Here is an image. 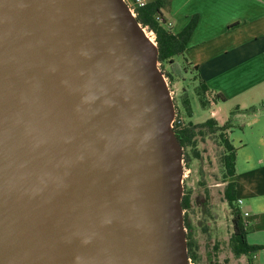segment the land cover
Segmentation results:
<instances>
[{"label": "water", "instance_id": "water-1", "mask_svg": "<svg viewBox=\"0 0 264 264\" xmlns=\"http://www.w3.org/2000/svg\"><path fill=\"white\" fill-rule=\"evenodd\" d=\"M156 56L123 0H0V264H188Z\"/></svg>", "mask_w": 264, "mask_h": 264}, {"label": "crops", "instance_id": "crops-1", "mask_svg": "<svg viewBox=\"0 0 264 264\" xmlns=\"http://www.w3.org/2000/svg\"><path fill=\"white\" fill-rule=\"evenodd\" d=\"M193 14L197 21L183 56L197 67L210 96L219 92L220 102L234 105L226 129L235 149L234 196L247 213L246 242L261 246L250 263L264 264V106L241 111L264 100V0H169L163 16L176 33ZM214 105L210 100L208 117L221 124L228 116L218 119Z\"/></svg>", "mask_w": 264, "mask_h": 264}, {"label": "trees", "instance_id": "trees-1", "mask_svg": "<svg viewBox=\"0 0 264 264\" xmlns=\"http://www.w3.org/2000/svg\"><path fill=\"white\" fill-rule=\"evenodd\" d=\"M168 4L169 0H147L143 5L136 6L133 9L135 20L141 27L153 34L154 44L157 49L156 61L159 65V70L167 79H171L173 77L179 78L184 73L190 75V78H188L191 83V89L196 95L201 107L208 106L210 100L214 103L217 101H223L225 98L219 92H214L211 96L209 95L210 91L204 81L199 77L197 67L187 62L183 56L185 44L195 26L197 15H191L181 30L173 33L168 28L167 22L163 16V13L167 10ZM176 58L179 60V63L176 61ZM263 106L264 100L259 102L258 105L248 106L241 111L243 113L252 114ZM173 107L175 114L171 123V130L181 147V159L186 161L189 157H193L195 159L199 158V151L196 148L197 140L207 135H214L221 147L218 158L220 173L219 181L222 183V200L228 208L229 220L231 224V233L228 240L229 247L234 255L246 256L248 260L247 264H251L250 256L261 246L248 244L246 242L245 234L248 227L234 196L233 176L235 173V149L229 142L226 134V129L231 126L230 116L232 115V111L229 112L228 117L221 124H218L213 117H207L200 122L190 121L189 117L191 115V111L189 99L186 89L183 86L179 106L173 103ZM180 113L183 114V117L180 116ZM189 202L190 197L189 192L187 191L183 193L180 198V206L183 211V227L188 225L185 211L189 207ZM185 243L186 256L187 258H190L193 256V252L187 242L186 234Z\"/></svg>", "mask_w": 264, "mask_h": 264}, {"label": "rangeland", "instance_id": "rangeland-1", "mask_svg": "<svg viewBox=\"0 0 264 264\" xmlns=\"http://www.w3.org/2000/svg\"><path fill=\"white\" fill-rule=\"evenodd\" d=\"M145 32L148 31L144 28ZM152 42L153 37L148 33ZM176 61L179 63V60ZM159 65L157 64V67ZM187 73L181 77L167 79L164 76L172 102L179 106L182 86L186 89L191 115L189 120L200 122L208 117L211 106L201 107L192 91ZM189 77V78H188ZM216 117L225 119L232 107V100L215 102ZM179 108V107H178ZM175 112L173 113V115ZM183 117V114L180 113ZM237 123V120H233ZM199 158L181 159L182 194L189 192L190 202L185 214L188 225L183 227L187 242L193 252L188 258L190 264H247L244 255H234L229 247L231 224L228 208L222 200L218 158L221 147L214 135H207L197 140ZM183 214V211H182Z\"/></svg>", "mask_w": 264, "mask_h": 264}, {"label": "built area", "instance_id": "built-area-1", "mask_svg": "<svg viewBox=\"0 0 264 264\" xmlns=\"http://www.w3.org/2000/svg\"><path fill=\"white\" fill-rule=\"evenodd\" d=\"M123 1L125 2L127 8H128L129 11L131 12V14L134 15V13H133V9H134L136 6H141V5H143L147 0H123ZM148 33H150V34L152 35V37H153L152 32L149 31ZM236 203H237V205L239 206V204H240V200H239V199H236ZM242 215L245 216V215H247V213H246V212H243ZM187 261H189L188 258H187ZM188 264H190V263L188 262Z\"/></svg>", "mask_w": 264, "mask_h": 264}, {"label": "bare ground", "instance_id": "bare-ground-1", "mask_svg": "<svg viewBox=\"0 0 264 264\" xmlns=\"http://www.w3.org/2000/svg\"><path fill=\"white\" fill-rule=\"evenodd\" d=\"M147 34V36L149 37V39L151 40V38H150V36H149V34L148 33H146ZM152 41V40H151Z\"/></svg>", "mask_w": 264, "mask_h": 264}]
</instances>
